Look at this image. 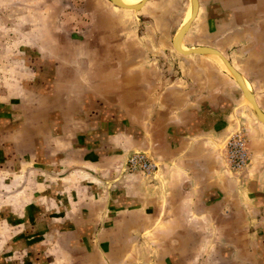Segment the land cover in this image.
Listing matches in <instances>:
<instances>
[{"label": "crops", "instance_id": "obj_1", "mask_svg": "<svg viewBox=\"0 0 264 264\" xmlns=\"http://www.w3.org/2000/svg\"><path fill=\"white\" fill-rule=\"evenodd\" d=\"M198 1L181 48L222 53L264 113V0ZM80 2L35 1L40 34L9 41L0 264H264V124L222 62L175 50L191 0Z\"/></svg>", "mask_w": 264, "mask_h": 264}, {"label": "rangeland", "instance_id": "obj_2", "mask_svg": "<svg viewBox=\"0 0 264 264\" xmlns=\"http://www.w3.org/2000/svg\"><path fill=\"white\" fill-rule=\"evenodd\" d=\"M16 1L17 4L13 6H16L21 13L14 10L16 8H12L13 6H11L9 0H0V80L4 84L7 81V69L9 66V60L12 57L10 55H13V51L17 45L9 43V41L12 40V37H18L21 38V40L24 39V37L32 39L37 38L40 34V28L42 27L43 22V16L41 17V14L38 13L40 8L39 4L37 3L35 5L34 3L39 0H27L28 2L26 1L25 3H23L24 0ZM54 1L45 0L48 4L53 3ZM86 1L87 0H81L82 5H84ZM23 6H25V8ZM17 50H15V52H17ZM223 70L227 72L225 69ZM3 88H5V86Z\"/></svg>", "mask_w": 264, "mask_h": 264}, {"label": "water", "instance_id": "obj_3", "mask_svg": "<svg viewBox=\"0 0 264 264\" xmlns=\"http://www.w3.org/2000/svg\"><path fill=\"white\" fill-rule=\"evenodd\" d=\"M113 3L123 9H128V10H137L139 9L144 3H146L148 0H143V2L140 5H135V6H125L123 5V3L121 2V0H112ZM191 4L193 7V12H192V18L191 20L181 28V30L176 34L175 38H174V42H173V46L175 48L176 51L182 53L183 55H209V54H215L217 56H219L223 62L226 64V66L229 68V70L231 71V73L233 74L234 78L236 79V81L240 84L241 88H242V93L244 94V96L251 101V103L254 106V113L256 115V117L262 122L264 123V113L262 112V110L259 108L256 100H255V95L253 93V91H250L247 87V84L245 82L244 77L233 67V65L227 60V58L220 53L218 50L213 49L211 47H198V48H192L190 49V51L184 52L181 48V44L184 41V38L186 36V34L189 32V29L191 27V24L193 23V21L196 18L197 12H198V7H199V1L198 0H191Z\"/></svg>", "mask_w": 264, "mask_h": 264}, {"label": "built area", "instance_id": "obj_4", "mask_svg": "<svg viewBox=\"0 0 264 264\" xmlns=\"http://www.w3.org/2000/svg\"><path fill=\"white\" fill-rule=\"evenodd\" d=\"M225 159L229 168L235 172L241 171L249 164L250 156L243 131H237L228 140L225 147ZM128 166L133 172L139 171L146 174L155 169V165L143 154L132 155L128 160Z\"/></svg>", "mask_w": 264, "mask_h": 264}, {"label": "bare ground", "instance_id": "obj_5", "mask_svg": "<svg viewBox=\"0 0 264 264\" xmlns=\"http://www.w3.org/2000/svg\"><path fill=\"white\" fill-rule=\"evenodd\" d=\"M121 2L123 3V5H125V6H135V5H140L142 2H143V0H121ZM192 12H193V7H192V4H191V15H190V18L188 19L189 21L191 20V18H192ZM188 21V22H189ZM188 22H186V24L188 23ZM185 24V25H186ZM184 25V26H185ZM181 46H182V44H181ZM184 49V48H183ZM182 49V50H183ZM184 52H187V51H190V49H188V50H183ZM180 53V52H179ZM182 54V53H181ZM209 57H211V56H213V57H215L218 61H220V62H222L223 63V65H224V67H225V69L228 71V73H230L231 75H232V77L234 78V76H233V74L231 73V71L229 70V68L226 66V64L223 62V60L219 57V56H217V55H215V54H209L208 55ZM234 80L236 81V79L234 78ZM237 82V81H236ZM246 82V81H245ZM238 83V82H237ZM239 84V83H238ZM247 84V83H246ZM239 86H240V84H239ZM248 87V86H247ZM240 88H241V86H240ZM249 89V88H248ZM241 90H242V88H241ZM250 90V89H249ZM251 91V90H250ZM244 95V94H243ZM245 97V96H244ZM245 99H246V101H247V103L249 104V106L251 107V109H252V111L254 112V106H253V104L251 103V101H249L246 97H245ZM255 114V113H254ZM260 121V120H259ZM261 122V121H260ZM262 123V122H261ZM264 124V123H263Z\"/></svg>", "mask_w": 264, "mask_h": 264}]
</instances>
